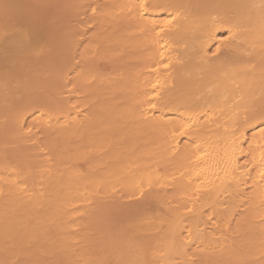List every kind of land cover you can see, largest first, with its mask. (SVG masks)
Segmentation results:
<instances>
[{
    "label": "bare ground",
    "instance_id": "obj_1",
    "mask_svg": "<svg viewBox=\"0 0 264 264\" xmlns=\"http://www.w3.org/2000/svg\"><path fill=\"white\" fill-rule=\"evenodd\" d=\"M25 1L0 0V60L38 48L36 33L22 29L36 31L27 14L5 19L8 5ZM66 2L62 10L88 14L95 30L80 67L61 76L64 98L34 97L13 112L47 151L33 177L0 158V249L18 258L40 252L47 232L29 240L36 231L25 213L63 211L81 195L146 190L156 204L144 222L159 229L154 264H264V0ZM70 34L63 44L71 50ZM101 59L109 64L100 68ZM118 124L134 144L127 133L114 138L112 127L101 136L98 126ZM94 130L105 155L96 171L60 167L55 143L87 133L91 146Z\"/></svg>",
    "mask_w": 264,
    "mask_h": 264
},
{
    "label": "rangeland",
    "instance_id": "obj_2",
    "mask_svg": "<svg viewBox=\"0 0 264 264\" xmlns=\"http://www.w3.org/2000/svg\"><path fill=\"white\" fill-rule=\"evenodd\" d=\"M64 1L66 2V0H28L25 1V4L20 2L13 6L10 4L7 7L9 9L7 16H5V19H7L13 13L27 14L34 22L36 31L32 32L33 28L31 29V25L29 26L28 23H25L22 29L28 32L29 35L36 33L38 37V48L30 50L19 60H0V158L6 166L26 170L31 177L34 176L38 167L43 165L47 149L43 145L39 149L32 137L33 134L26 131L24 133L15 124L12 117L13 112L23 107L27 101L32 100L34 97L47 102L54 95L58 99L64 98L63 78L61 76L73 66L80 67L81 60H84V58L81 59L83 57L81 54H83L89 36L95 30V26L88 22L91 19L88 14L81 13L79 15V13H76V17H74L75 14L70 12L69 7L65 11L62 10L65 8ZM66 4L68 3L66 2ZM72 5L68 6L71 7ZM68 9L71 13L68 16L71 15L72 17H66ZM62 17L65 20L62 21ZM2 19L3 15L0 13V23ZM60 21L66 24L63 25ZM70 23L72 26H70ZM74 26L78 28H76L77 31ZM85 27L87 28L85 29ZM68 28H71V30ZM30 30L32 31L30 32ZM71 32L73 41L69 40L71 42L75 41L76 45H70L72 48L70 50L63 44V40L67 34L70 38ZM108 64V59H101L98 62L100 68ZM123 125H116V127L101 125V127L98 126V129L102 128L100 130L103 132H100L101 136L107 133L110 137L113 134H110L107 127L109 129L111 127L116 128L115 131L111 129L112 133H115L117 127H120V129L127 128V126L123 128ZM95 127V130H98L97 126ZM95 130L92 132L93 134L96 132V136H92L93 139L91 138L93 149L91 144V146L88 145L90 142H87L89 137L87 133L82 132L79 141H74V136L67 138L70 140H68L69 142L67 139L66 141L58 139L59 142L62 140L63 143H55L56 149L60 152L56 151V153L58 152V155L61 156L58 159L60 167H67L72 163L84 174L89 175L96 171V164L101 160L104 152H101L102 154L99 152L98 146L100 147L102 143L99 142L100 138L98 136L100 133L97 134L99 131ZM117 132L114 134L116 137L113 136L117 139L120 138L118 134L122 133H127L121 137L127 136L128 141L134 136H131L127 131ZM139 135H141L139 136L141 138L143 136V140L140 138L141 142H145L144 133L141 132ZM118 142L120 143V140ZM131 142L133 143V140ZM131 142L129 141V143ZM141 142L139 143L141 144ZM99 143L101 144L99 145ZM111 143L113 142L110 140ZM119 143L116 142L117 145L114 147L111 144L112 148L118 147ZM64 144H67V146H64ZM103 144L107 143L103 142ZM138 145L135 150H138ZM132 146L130 145V149L132 148L133 151L134 146ZM24 150L26 151L25 154L21 155ZM106 150L103 149L105 154ZM72 151L75 152L76 157L71 154ZM115 160L119 162V159ZM111 161L113 159L108 162ZM116 194L124 199L118 198ZM116 194L107 191L102 194L81 195L70 207L63 211H55L53 208L46 207L40 215L34 216L25 213L27 225L36 231V233L30 234L29 240L40 238L41 233L37 232L39 229L41 232H47L48 237L41 240L45 243H43L38 254L28 255L29 257L24 254L28 258L24 255V258H18L15 256L17 254L6 250L7 253L15 256L9 255V259H6L5 257L8 254L5 255L6 252L2 247L0 249V264H154L153 253L158 250L156 242L159 238V229L155 230L153 226L148 228L144 220L153 218L154 214L150 209H154L152 205L156 202L150 200V194L146 190L139 196L129 198L124 197L118 191H116ZM32 235L33 237H31ZM196 250L200 251L199 249Z\"/></svg>",
    "mask_w": 264,
    "mask_h": 264
},
{
    "label": "snow or ice",
    "instance_id": "obj_3",
    "mask_svg": "<svg viewBox=\"0 0 264 264\" xmlns=\"http://www.w3.org/2000/svg\"><path fill=\"white\" fill-rule=\"evenodd\" d=\"M165 23H167V21H166ZM186 127H188V126H187V125H185V128H186ZM262 175H264V173H262Z\"/></svg>",
    "mask_w": 264,
    "mask_h": 264
}]
</instances>
